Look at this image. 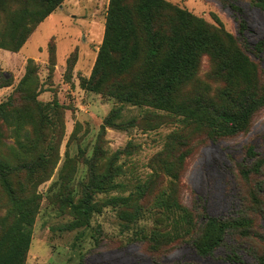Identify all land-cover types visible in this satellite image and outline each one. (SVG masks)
Returning a JSON list of instances; mask_svg holds the SVG:
<instances>
[{"label":"rangeland","instance_id":"rangeland-1","mask_svg":"<svg viewBox=\"0 0 264 264\" xmlns=\"http://www.w3.org/2000/svg\"><path fill=\"white\" fill-rule=\"evenodd\" d=\"M25 1L5 0L2 5L0 0V31L7 29L11 15ZM166 1L234 36L238 34L235 11L218 0ZM109 2L65 0L37 26L19 52L0 49V75L12 74L14 86L24 76L28 59L38 66V86L33 87L31 95H36L46 108L54 137L47 141L41 137L37 146L43 150L51 144L58 155L54 169L50 164L45 173L30 176L26 171H15L12 175L18 194L35 196L38 204L25 264H255L253 250L250 253L241 249L239 259L233 258L228 241L209 255L199 253L188 238L154 248L150 239L153 230L159 229L154 210L146 209L128 223L120 216L122 204L110 202L115 197L136 194L159 173L164 182L151 185L149 198L143 203L145 208L152 207L154 197L168 184V176L160 167L153 173L152 160L158 153H167L168 136L182 131L187 122L173 113L133 106L82 89L81 79L91 76L103 42ZM236 5L250 46L264 42L261 9L254 0H239ZM260 56L264 71V50ZM50 61L56 63L53 72L49 71ZM212 69L210 58L204 56L198 74L180 95L192 97L202 90L214 94L222 85L211 75ZM12 91L13 86L0 89V158L17 166L23 154L17 145L16 112L27 103L18 96L8 102ZM56 103L59 108L54 106ZM114 109L120 110L117 122L123 127L104 129V121ZM194 137L192 148H180L175 153L184 160L181 202L194 208L197 200L210 216L229 215L239 206L230 168L241 159L246 144H254L258 151L264 149V108L243 133L211 138L201 129ZM110 170L114 171L113 184L117 186L94 192L93 215L89 220L79 218L69 201L78 204L93 174ZM243 183L252 186L250 181ZM11 208L0 180V225L7 226L13 220ZM254 242L264 250L263 241ZM245 244L252 249V242Z\"/></svg>","mask_w":264,"mask_h":264},{"label":"trees","instance_id":"trees-1","mask_svg":"<svg viewBox=\"0 0 264 264\" xmlns=\"http://www.w3.org/2000/svg\"><path fill=\"white\" fill-rule=\"evenodd\" d=\"M218 1L235 11L237 36L166 0H110L105 34L92 74L88 79H81L80 85L84 90L122 103L176 114L187 122L182 131L168 136L167 153H158L152 160L153 173L160 167L168 176L167 188L154 197L152 207L145 208L143 203L149 198L150 186L164 182L159 173L152 176L148 185L140 186L136 194L111 199V203L122 204L120 216L126 222H134L146 209L154 210V220L159 226L150 239L154 248L188 238L199 253L209 255L228 245V241L236 260L242 250L250 253L253 250L255 264H264V250H259L254 242L264 243V149L258 151L254 144H246L241 159L230 168L239 204L236 211L214 217L197 200L194 208L181 202L183 175L180 172L184 160L176 151L192 148L194 136L201 129L211 138L243 133L264 108V71L260 65L264 42L251 47L245 38L246 25L236 5L239 0ZM1 2L5 4V0ZM64 2L26 0L11 15L7 29L0 31V49L19 52L37 26ZM254 2L264 13V0ZM204 56L210 58L211 75L222 86L214 94L202 90L192 97L181 96L184 87L198 74ZM55 64L50 61V72ZM25 69L16 86L12 74L0 75V89L13 86L8 102L18 96L21 102L27 103L16 112L17 145L23 154L22 162L11 166L0 158V180L12 204L13 216L9 225H0V264H25L38 212L37 198L19 195L12 175L15 171H26L30 176L45 173L58 160L56 148L51 144L43 150L37 146L41 137L53 140V124L37 96L31 95L33 87L38 86V66L33 59H28ZM54 106L60 107L57 103ZM119 114V109L112 110L103 128H122L117 122ZM114 176L111 170L102 175L93 174L79 203L69 201L79 218H91L96 208L94 192L117 186L113 184ZM244 181H250L252 186H245ZM163 226L166 229L162 231ZM247 242H252V249Z\"/></svg>","mask_w":264,"mask_h":264},{"label":"crops","instance_id":"crops-1","mask_svg":"<svg viewBox=\"0 0 264 264\" xmlns=\"http://www.w3.org/2000/svg\"><path fill=\"white\" fill-rule=\"evenodd\" d=\"M27 62V61H26Z\"/></svg>","mask_w":264,"mask_h":264}]
</instances>
